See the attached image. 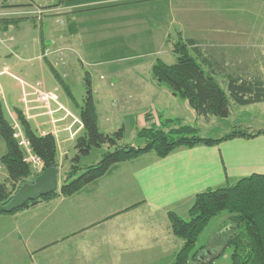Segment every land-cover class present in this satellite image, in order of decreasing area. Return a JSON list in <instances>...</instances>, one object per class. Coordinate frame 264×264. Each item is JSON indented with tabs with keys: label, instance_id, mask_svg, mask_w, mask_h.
<instances>
[{
	"label": "crops",
	"instance_id": "0c3cea01",
	"mask_svg": "<svg viewBox=\"0 0 264 264\" xmlns=\"http://www.w3.org/2000/svg\"><path fill=\"white\" fill-rule=\"evenodd\" d=\"M63 1L51 8V18L43 19L34 37L20 20L0 24V77L17 78L10 70L24 60L36 61L33 66L40 71L44 64L50 66L68 82L76 71V58L82 67H88L84 75L87 73L91 81L97 125L103 133L120 128L124 132L128 124L137 138L139 129L156 121L178 120L187 125L188 121L203 119L207 123L211 119L196 115L185 100L152 79L150 69L158 58L146 63L145 73L131 69L122 72L134 61L142 64V58L128 60L132 63L121 68L114 67L116 61L99 59L103 50L140 47L153 56L169 46L172 52L167 39L174 31L194 43L192 55L197 60L201 56L196 48L199 46L192 41L195 35L190 34L219 32L213 30L215 25L223 33H236L240 43L237 47L264 46V0ZM246 15L252 18L251 30L256 33L252 46H245L242 40ZM11 57L17 60L10 65ZM199 60L214 79L222 77L219 80L226 86L227 95L236 85L249 87L236 97L256 101L238 105L264 101V74L252 71L249 66L254 62L246 67L243 58L224 62ZM100 69L105 75L98 73ZM222 70L224 73H220ZM20 98L17 109L31 127L38 134L48 131L55 138L58 193L62 173L70 165L69 149L83 132L79 109H73L67 99L59 101L60 106L52 104L55 112L53 124H49L48 116L35 121L27 119L26 107L35 111L38 103L31 96L26 106ZM0 100L3 102L1 87ZM117 116L118 123L108 128ZM234 124L218 137L214 136V129L200 136L218 139L237 127L248 133L264 128L249 131L251 127L243 122ZM0 149L1 157L4 146ZM0 169L1 184L7 174L1 164ZM253 174L264 175V133L213 146L180 147L163 158L143 154L115 165L71 196L56 195L15 213L0 214V264H171L183 241L173 235L167 213L186 219L195 195Z\"/></svg>",
	"mask_w": 264,
	"mask_h": 264
},
{
	"label": "trees",
	"instance_id": "16d2710c",
	"mask_svg": "<svg viewBox=\"0 0 264 264\" xmlns=\"http://www.w3.org/2000/svg\"><path fill=\"white\" fill-rule=\"evenodd\" d=\"M63 0H55L48 8L63 4ZM15 22V21H14ZM175 55V63L168 65L161 59H156L150 73L157 84L165 85L176 97L185 100L198 116L227 118L229 115V100L225 91L213 76L203 71L196 57L190 53L189 46L193 43L184 40L180 33L167 39ZM55 79L63 87L67 96L74 101L67 85L57 72L50 67ZM84 95L79 107L78 117L83 132L74 141L75 155L71 158L69 168L63 174L59 191L53 192L38 200L30 201L20 208L13 209L10 214L36 204L56 195L71 196L84 186L106 175L115 165L135 159L143 154L153 153L163 158L177 148H192L196 145L213 146L233 138H251L264 133V128L254 133H248L239 127L231 130L221 138H204L198 135L191 126L168 121L173 127L142 128L137 131L141 145L122 144L118 142L123 136V128L113 133L100 132L97 125L95 103L91 81L86 73L83 77ZM249 89L248 86L236 85L230 90L233 101L247 105L256 100L236 97ZM19 126L29 142L31 151L43 161V170L57 169L56 141L52 134H38L26 120L21 110L15 108ZM0 138L6 151L0 157V164L5 169L7 178L0 184V205H6L11 196L22 186L34 183L37 175L32 174L29 166L22 161L23 152L13 138V128L5 118L0 100ZM106 146L107 150L99 161L84 168L79 167L81 157L87 156L93 148ZM226 212L225 227L230 228L226 245L232 248L231 264H264V175L253 174L239 179L233 184L215 189H208L193 198L188 209V219L179 217L174 212H168L167 217L174 236L183 241L182 247L176 253L171 264H212L220 252L210 260L204 250H195L198 236L209 221ZM206 256V257H204Z\"/></svg>",
	"mask_w": 264,
	"mask_h": 264
},
{
	"label": "rangeland",
	"instance_id": "374dc122",
	"mask_svg": "<svg viewBox=\"0 0 264 264\" xmlns=\"http://www.w3.org/2000/svg\"><path fill=\"white\" fill-rule=\"evenodd\" d=\"M7 1H9L10 3L17 2L19 3V5L16 4L10 5L9 3H7ZM53 1L54 0H0V13L3 14L0 15V24L4 21H9L11 24L12 21L20 20L19 22L25 23L26 26H28V28L30 29L29 31L34 37V35L39 33V28L41 24L44 23V20H46L47 18H51L50 16L46 15L44 16L43 21H38L35 15H28V14L20 15L17 13V14L8 15L7 17L6 16L7 14L5 13H9V14L12 12L20 13V11L22 10H29L30 8L33 7L51 12V8L48 7L54 4ZM251 21L252 18H249L246 15L243 24L244 32L242 34V40H244L243 43L245 46L248 45L252 46V44L255 43L254 40L256 38V33L255 32L252 33L251 30L252 27L250 25ZM212 28L213 30L219 29L220 31L219 32L213 31L211 33L190 34V37H194L195 35V39L192 41L196 42L198 44L197 46H199L196 47L200 51L201 56L199 57V59L205 58L213 62L216 60L219 62H224L227 60L231 61V60H236L237 58H243L244 62L246 63L245 64L246 67L250 63V61L254 62L255 64L252 63L249 66L250 68H253L252 71H254V73L258 72V74L259 72L261 74H264V46L261 49L250 48V47H244L242 49L240 47H237L238 45L240 46V43H238V38L236 33L232 35L226 32L223 33L220 26L217 25H215ZM170 34L172 37L176 35L174 31H171ZM188 34L189 33H186V36H189ZM0 37H1V33H0ZM193 44L190 45L191 54H194V52L192 51ZM103 51L105 53H103L99 57V59L105 61L108 60L116 61L117 63L114 67L118 66L121 68L123 65L132 63L131 62L132 60L142 58L143 61L142 64H137L134 61V63L130 64V66H126L124 70H122V72H129L131 69L132 71L145 73L146 69L144 67L146 66V63L149 62L150 59L153 60L158 58L168 65L175 63V55L170 51L169 46H166L164 49H162L161 52L153 56L151 54H148L150 52H147L148 51L147 49H141L140 47L115 48L112 50H103ZM12 55L14 57H17L14 54ZM14 57H11L10 61H8L10 65L12 64V62H15L17 60ZM19 59L23 60L24 57L21 58V56H19ZM199 59H197V62L202 66L203 70L207 72V69L204 68V66L202 65ZM30 62L32 63L29 62L26 63L24 62V60L20 61V64L16 65L14 68L10 70L17 78L14 79L8 77L7 75L0 77V87L3 90V102H2L3 112L5 118L10 123L11 126L14 125L19 126V123L16 120V114L14 112V109L19 107L18 99L21 96V88L19 87V81L21 80L28 84H35L36 82H41L46 92L50 93L52 98L56 101L54 105L60 106L59 101H64L67 99L73 109H79V107L82 105V98L84 95L83 76H84V72L88 71V67L86 66L82 67L75 58L76 71L74 72L72 79L68 82H66V80L63 81L65 84L69 83L68 84L69 86L67 87L72 97L74 98V101H72L67 96L63 87L55 79L53 73L49 70L47 65L44 64L43 71H40L34 68L35 66L34 64L36 63V61H30ZM31 66L33 67L29 69ZM0 70H1V66H0ZM100 70L98 73L105 75V71L102 69ZM220 73H224V70H222ZM220 78L222 77L220 76ZM220 78L215 77L220 87L223 90H225L226 86L224 85V83H221V81L219 80ZM227 96L229 100V116L227 118H218V117L210 116L211 119L207 123L206 121H203V119H199L198 122H189L187 120L188 121L187 125L196 127L198 129L199 136L201 135V133H206V131H210L213 129L216 130L214 136L222 135L224 133V130L227 128V126H229V129H232L233 125H235L234 123H242V122L245 123L246 127H251L249 131L258 129V127L259 128L264 127V101L261 102L260 104H253L243 107L238 105L235 101H233L231 97H229V95ZM117 118L118 116L113 121V124L109 125L108 128L112 126L114 127L116 123H118L119 120L116 121ZM168 121L169 120L156 121L153 122L150 126L153 128H162L166 131L173 127L172 124H168ZM170 121L176 122L178 120H170ZM127 125H126V129L123 132V136L121 140L118 142V145H122V144H130L134 146L141 145L142 144L141 140L135 138L134 132ZM15 131L16 129L13 128L14 139H15L14 135L16 133ZM2 145L4 146V151H6L4 142L0 138V146ZM106 150H107L106 146H102L100 148H93L87 156L81 157L79 162V167L84 168L88 165L96 163L97 161H99L102 153H104ZM69 151L70 153L68 155V158L71 159L75 155V149L73 145L69 149ZM1 154L2 153L0 149V155ZM66 164H68V162H66ZM38 173L40 172L32 171V174L38 175ZM227 215L228 214L226 212H221L217 216L213 217L209 221L208 225L204 228L202 233H200L195 244V250H200L202 251V253L203 250L206 253L212 252L211 253L212 256L206 255L209 256L206 258V260H210L220 252L219 257L215 259L212 264H231L230 255L232 253V248L226 245V240L228 238V235H230L229 233L230 228L229 227L224 228L226 224L225 220L227 218ZM187 219L188 217L185 220Z\"/></svg>",
	"mask_w": 264,
	"mask_h": 264
},
{
	"label": "built area",
	"instance_id": "2783aa9c",
	"mask_svg": "<svg viewBox=\"0 0 264 264\" xmlns=\"http://www.w3.org/2000/svg\"><path fill=\"white\" fill-rule=\"evenodd\" d=\"M20 14V15H35L38 21H42L44 16L50 14L51 12L41 10L39 8L33 7L29 10H22L19 12L5 13L8 15L12 14ZM0 15H3L0 13ZM19 86L21 88V101L24 105L27 106L29 102H31L28 98L33 96V101L38 103V106L35 107L36 110L32 111L31 108H27L25 110L27 119L35 121L40 116H48L50 118L49 124H53V113L55 112L52 108V104L56 103V101L52 98L51 94L43 90L41 82H36L35 84H28L24 81H19ZM12 128L16 129L15 140L17 145L23 152L22 161L27 164L31 171L34 172H42L43 171V161L35 155L31 149L28 140L24 136L21 128L18 125L12 126ZM48 131L40 132V135L48 134ZM51 134V133H50ZM39 174V173H38Z\"/></svg>",
	"mask_w": 264,
	"mask_h": 264
},
{
	"label": "water",
	"instance_id": "95a60500",
	"mask_svg": "<svg viewBox=\"0 0 264 264\" xmlns=\"http://www.w3.org/2000/svg\"><path fill=\"white\" fill-rule=\"evenodd\" d=\"M56 169H45L39 173L31 185L19 188L6 205H0V211L9 213L13 209L20 208L24 204L45 197L57 189Z\"/></svg>",
	"mask_w": 264,
	"mask_h": 264
},
{
	"label": "flooded vegetation",
	"instance_id": "af4514ba",
	"mask_svg": "<svg viewBox=\"0 0 264 264\" xmlns=\"http://www.w3.org/2000/svg\"><path fill=\"white\" fill-rule=\"evenodd\" d=\"M212 253V252H211ZM210 252H208L207 254L210 255L211 254Z\"/></svg>",
	"mask_w": 264,
	"mask_h": 264
}]
</instances>
